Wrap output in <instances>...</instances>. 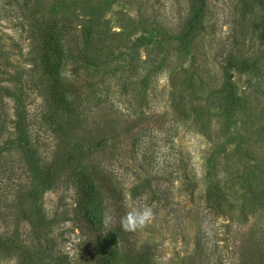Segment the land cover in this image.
I'll use <instances>...</instances> for the list:
<instances>
[{"label": "rangeland", "instance_id": "obj_1", "mask_svg": "<svg viewBox=\"0 0 264 264\" xmlns=\"http://www.w3.org/2000/svg\"><path fill=\"white\" fill-rule=\"evenodd\" d=\"M191 1L113 0L98 24L106 27L103 56L73 72L79 90L71 96L67 90L66 98L77 102L71 112L67 103L49 102L34 23L47 15L64 25L96 24L87 13L103 1L38 0L27 9L24 0H0V80L11 93L5 121H13L19 98L41 163L59 168L37 203L25 160L0 152V264L99 262L97 224L87 228L76 204L78 163L100 166L111 178L108 191L153 209L151 223L118 242L114 264H136L137 253L149 251L147 242L155 264H264V0H206L188 55L181 41L166 36L186 29ZM54 5L74 17L52 16ZM148 29L158 33L154 40L134 44ZM232 54L252 68L227 73ZM71 65L68 60L63 69ZM192 71L197 92L182 91ZM230 72L244 106L225 130L214 99ZM83 89L103 101L83 105ZM181 92L196 104L186 106L187 115L172 107L179 108ZM94 145L100 148L83 160V150Z\"/></svg>", "mask_w": 264, "mask_h": 264}, {"label": "trees", "instance_id": "obj_2", "mask_svg": "<svg viewBox=\"0 0 264 264\" xmlns=\"http://www.w3.org/2000/svg\"><path fill=\"white\" fill-rule=\"evenodd\" d=\"M101 1L103 2L90 5L87 13L91 17L89 21L96 22V24L89 22L77 25L76 23L73 24L70 22L69 25H64L60 23V18H52L50 16L47 18V15H42V17L36 19L34 23L35 27L33 28V36L34 39H36L34 49L42 64L41 73L46 77V83L49 82V85H51V97L49 102L51 104H57L59 107H63L64 104L67 103L73 110L71 112L76 110L74 108L77 102L74 103L73 99H67V90L69 96H71L73 92H76V90H79L73 86L78 85L77 77L75 78L73 72H76L75 70L80 67L79 63L83 62V66L85 67H88L89 65H97L99 63V58L103 56L102 50H104L106 37L103 36L102 33L106 32V27L102 26L99 28L98 24L99 22L102 23V20L100 19L101 14H103L104 10L111 5L113 0ZM37 2L38 0H24V6H26L27 9H31L30 4H37ZM205 7L206 0H192L190 5L192 14L185 21L186 29L179 34L166 36V39L172 37L181 41L183 44L182 48L188 55L192 54L195 37L197 33L202 30V24L204 17L206 16ZM51 11L52 16L61 15V17H69L67 22L70 21V17H74L65 15L66 13H63L60 9L56 8V5H54V8H51ZM37 12L41 11L37 10ZM36 13H34L32 17L36 16ZM76 16L79 17L77 14ZM157 35V32L148 29L146 33L136 37L134 44L139 43L142 39L153 41L154 37ZM79 38H82L83 41L81 42ZM231 56L232 57L225 62L227 73L229 72L228 69L244 70L245 68H252V65L246 63L242 57H236V54H232ZM68 60H71L72 62V69L69 70L73 75L71 78L68 76L69 71L65 70V68L63 69V65H65ZM231 76H233V74L230 72L225 80L222 81L221 88H219L221 95L214 99V102L217 99L220 100V103L219 100H217V110L219 115L224 116L225 118L222 119V121L225 122L223 124L225 130H230L232 125L235 124L236 117L233 115L235 110L244 106L241 99L239 97L236 98ZM185 77L183 83L186 86L182 87L181 90L187 92L192 90L193 92H197V89L194 87L195 83L192 82L197 78L196 72L192 71L190 74H187V80H185ZM185 81H188L187 83L189 84L185 83ZM8 89L7 85L3 84L0 80V140L2 142L0 143V152L4 150H12L20 156V160H25L23 161L24 164H22V170L27 177L26 180H31L29 185L31 186L35 184V186H32L31 193L33 196H36L34 199L38 203V200L40 199L39 192H43L50 188L52 178L57 174L59 168L56 167V169H49L41 163L40 158L33 147L29 123L27 121L29 115L23 102L19 98L15 99L16 101L12 105V116H14L13 121L10 122L11 124L6 123L5 115L7 113V106H9L7 101L9 99H7V97H11V93ZM3 90L7 92V95ZM181 95L182 97L179 102V108L177 102L172 103V107L179 109L178 111L182 114L185 112L184 115H187L189 114V110L185 109L186 106L192 105L196 108V104L192 99L187 100L189 95L186 97L182 92ZM85 99L86 104L89 105L93 101L95 104H100L104 98L103 95L99 93H97L96 96L91 97L90 94L86 93V90L83 89V105ZM201 126L204 127L205 125L202 124ZM98 148H100L99 145H94V147L92 146L89 150L84 149L82 154L83 160L88 159L91 154L98 150ZM81 166L82 164L78 163L77 171H75V168L73 171L74 175H72L74 177V183H76L75 192L78 212L81 214L84 225L87 226V228H93L92 223L97 224V253L99 258L97 264L103 262V264H114L112 260L120 255L117 247L118 242L129 241L128 236L125 235L126 231H123L118 223L119 217L125 213L124 203L126 197L122 192L117 193L115 191H108L109 189L105 186L108 185L111 178L108 173L106 174V171L100 168V166H93L92 168L83 167V169H81ZM138 188V184L133 185L132 199H135L136 195L139 194L137 191L139 190ZM106 212L113 214L116 220L114 226L109 229H105L102 223L103 216ZM146 246L149 251L145 254L137 253L136 264H155V259L152 256V250L154 247L148 242Z\"/></svg>", "mask_w": 264, "mask_h": 264}, {"label": "clouds", "instance_id": "obj_3", "mask_svg": "<svg viewBox=\"0 0 264 264\" xmlns=\"http://www.w3.org/2000/svg\"><path fill=\"white\" fill-rule=\"evenodd\" d=\"M125 213L119 217L118 223L123 231L136 232L143 229L153 220V209L148 206H136L129 204L127 198L124 203ZM105 229H109L116 223L113 214L106 212L102 220Z\"/></svg>", "mask_w": 264, "mask_h": 264}]
</instances>
